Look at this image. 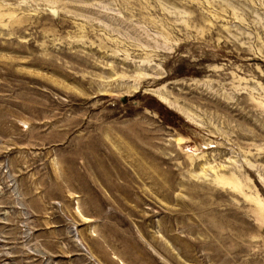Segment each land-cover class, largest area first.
I'll use <instances>...</instances> for the list:
<instances>
[{"label": "rangeland", "instance_id": "obj_1", "mask_svg": "<svg viewBox=\"0 0 264 264\" xmlns=\"http://www.w3.org/2000/svg\"><path fill=\"white\" fill-rule=\"evenodd\" d=\"M0 264H264V0H0Z\"/></svg>", "mask_w": 264, "mask_h": 264}]
</instances>
